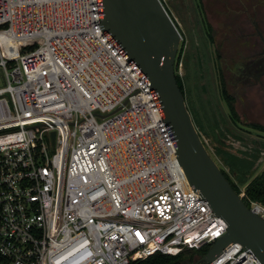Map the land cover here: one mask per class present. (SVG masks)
Wrapping results in <instances>:
<instances>
[{
	"label": "built area",
	"instance_id": "obj_1",
	"mask_svg": "<svg viewBox=\"0 0 264 264\" xmlns=\"http://www.w3.org/2000/svg\"><path fill=\"white\" fill-rule=\"evenodd\" d=\"M102 7L0 0V264H131L227 233ZM209 264L262 263L231 243Z\"/></svg>",
	"mask_w": 264,
	"mask_h": 264
},
{
	"label": "rangeland",
	"instance_id": "obj_2",
	"mask_svg": "<svg viewBox=\"0 0 264 264\" xmlns=\"http://www.w3.org/2000/svg\"><path fill=\"white\" fill-rule=\"evenodd\" d=\"M161 1L182 36L176 75L184 78L190 62L202 98L217 116L212 137H202L207 151L236 184L238 177L217 149L247 159L253 164L247 179L253 181L264 172V131L252 126L264 127V0ZM221 79L236 99L238 120L231 118L222 97ZM238 188L246 195V186ZM197 250H183L186 264L201 260Z\"/></svg>",
	"mask_w": 264,
	"mask_h": 264
},
{
	"label": "water",
	"instance_id": "obj_3",
	"mask_svg": "<svg viewBox=\"0 0 264 264\" xmlns=\"http://www.w3.org/2000/svg\"><path fill=\"white\" fill-rule=\"evenodd\" d=\"M102 6V30L116 41L157 96L190 186L227 224V233L197 264L213 262L231 243L252 249L264 264V219L245 204L207 151L177 83L175 67L182 36L164 4L161 0H102Z\"/></svg>",
	"mask_w": 264,
	"mask_h": 264
},
{
	"label": "trees",
	"instance_id": "obj_4",
	"mask_svg": "<svg viewBox=\"0 0 264 264\" xmlns=\"http://www.w3.org/2000/svg\"><path fill=\"white\" fill-rule=\"evenodd\" d=\"M166 10L168 11L167 8ZM168 13L171 16L169 11ZM171 18L173 19L172 16ZM176 26L178 28L177 24ZM186 68L187 74L184 78H181L179 74L176 75L177 83L185 97L187 107L192 115L195 126L197 127L201 137L204 135L212 137V135L214 134V128L218 124L217 116L212 110L209 109L208 104L202 98L198 83L199 81L197 70L193 69V66L190 64V62L186 63ZM221 80L222 97L227 103L231 118L238 120V113L235 105L236 99L234 96L229 94L224 80ZM252 126L255 129L264 131V127L261 125L253 124ZM217 150L220 154L223 155L222 158L224 160V163L230 168V171L235 173L239 179V183L236 184L228 176L227 173L222 171L225 177L231 183L233 189L238 194H240V190L238 187L246 186V195L243 198L245 204L248 207H250L251 202H258L264 204V172L257 176L253 181L248 182L247 175L250 173L253 164L248 162L247 159H240L231 155V153H229L228 151L220 150L219 148ZM211 246L212 245H207L205 247H202L201 249L197 250V253L200 255V257H203L208 253ZM131 264H186V262L184 253L181 252L175 256L156 254L145 260L134 261Z\"/></svg>",
	"mask_w": 264,
	"mask_h": 264
},
{
	"label": "flooded vegetation",
	"instance_id": "obj_5",
	"mask_svg": "<svg viewBox=\"0 0 264 264\" xmlns=\"http://www.w3.org/2000/svg\"><path fill=\"white\" fill-rule=\"evenodd\" d=\"M263 56L260 57L261 61L264 60V58H262ZM260 59L257 60V62H260ZM262 68V67H261Z\"/></svg>",
	"mask_w": 264,
	"mask_h": 264
}]
</instances>
